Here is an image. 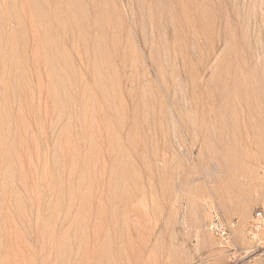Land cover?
<instances>
[{
	"label": "rangeland",
	"instance_id": "1",
	"mask_svg": "<svg viewBox=\"0 0 264 264\" xmlns=\"http://www.w3.org/2000/svg\"><path fill=\"white\" fill-rule=\"evenodd\" d=\"M258 209L264 0H0V264H241Z\"/></svg>",
	"mask_w": 264,
	"mask_h": 264
},
{
	"label": "built area",
	"instance_id": "2",
	"mask_svg": "<svg viewBox=\"0 0 264 264\" xmlns=\"http://www.w3.org/2000/svg\"><path fill=\"white\" fill-rule=\"evenodd\" d=\"M237 227L238 220L236 218H224L216 205L208 207L205 229L217 239L221 248L230 254L238 251L234 239ZM262 231H264V213L261 209H258L254 212L247 229L246 237L250 241L251 247L242 252L243 256L239 261L241 264H248L257 256L264 255V250H261L262 240L258 236Z\"/></svg>",
	"mask_w": 264,
	"mask_h": 264
},
{
	"label": "bare ground",
	"instance_id": "3",
	"mask_svg": "<svg viewBox=\"0 0 264 264\" xmlns=\"http://www.w3.org/2000/svg\"><path fill=\"white\" fill-rule=\"evenodd\" d=\"M255 264H258V263H255Z\"/></svg>",
	"mask_w": 264,
	"mask_h": 264
}]
</instances>
